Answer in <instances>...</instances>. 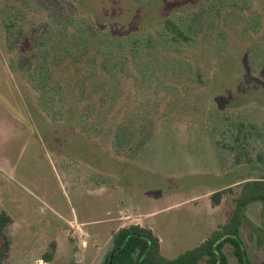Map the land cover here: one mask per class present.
<instances>
[{
	"label": "rangeland",
	"instance_id": "rangeland-1",
	"mask_svg": "<svg viewBox=\"0 0 264 264\" xmlns=\"http://www.w3.org/2000/svg\"><path fill=\"white\" fill-rule=\"evenodd\" d=\"M203 2L71 0L113 35L153 28ZM253 2V12L264 19V0ZM24 3L0 0V211L12 219L4 230L9 251L0 264H43L51 242L55 251L47 264H101L113 231L133 223L152 229L167 258L200 243L228 219L236 184L264 175V68L248 61L250 48L264 40V24L260 33H242L231 15L222 22L226 50L200 40L186 54L199 59L200 82L182 83L168 94L130 71L111 105H102L89 86L84 103L93 98L90 117L79 122L83 103L68 93L54 121L40 107L30 72L18 66V57H33V39L47 20L44 11ZM16 6L27 13L16 42L7 44L1 11ZM58 75L69 89L70 74ZM238 113L263 129L249 139L251 161L234 165L233 152L214 145L206 126ZM124 121L152 124L136 153L132 146H111L113 129ZM228 135L218 129L214 139L226 143ZM227 187L232 192L213 205L210 195ZM245 215L239 237L255 264L264 260L261 205L250 204ZM223 252L227 264H238L231 246Z\"/></svg>",
	"mask_w": 264,
	"mask_h": 264
},
{
	"label": "trees",
	"instance_id": "trees-1",
	"mask_svg": "<svg viewBox=\"0 0 264 264\" xmlns=\"http://www.w3.org/2000/svg\"><path fill=\"white\" fill-rule=\"evenodd\" d=\"M24 1L25 6L32 3L35 12L39 9L44 11L47 20L40 25L41 29L33 39V57L31 60L25 56L18 57V66L30 72L28 75L40 92V107L54 121L59 119L68 93L77 102L83 103L79 122L90 117L93 110V102L90 101L93 98L84 103L85 91L89 86L90 92L97 96L102 105H111L120 93L123 77L130 71H134L142 82L153 84L156 89L168 94H174L176 91L173 90H177L182 83L200 82L202 71L199 59L186 56L200 40L207 41L220 51L226 50L227 35L222 22L227 16H234V24L243 26L242 33H260L264 24L263 15L253 12V0H204L195 9L169 14L153 28L113 35L71 0H22V3ZM26 13V9L18 6L1 11L7 44L16 42L20 35V23ZM248 61L253 66L264 68V40L250 48ZM61 71L70 74V81L67 82L71 83L69 89L59 79L58 73ZM238 117H241L239 113L225 114L220 124L208 123L206 126L214 145L233 152L234 165L251 161L248 156L249 139L263 129L257 128L246 117V122ZM132 124L124 121L113 129V148L122 151L132 146L130 149L136 153L151 136L152 124L144 123L143 127ZM218 129L229 134V141H215ZM138 131L141 135L132 143ZM236 185L228 219L192 248L174 258H167L162 254L159 238L152 229L133 223L113 231L111 248L101 264H227L223 252L225 245L232 247L238 264H252L246 256L239 233L250 204L259 203L264 217V175ZM225 192H232L231 187L213 192L210 195L211 203L219 204ZM11 222V217L1 210L0 260L9 251L4 230ZM54 251L55 242H51L40 258L43 264L53 259ZM255 264H264V260Z\"/></svg>",
	"mask_w": 264,
	"mask_h": 264
},
{
	"label": "crops",
	"instance_id": "crops-1",
	"mask_svg": "<svg viewBox=\"0 0 264 264\" xmlns=\"http://www.w3.org/2000/svg\"><path fill=\"white\" fill-rule=\"evenodd\" d=\"M158 237V236H157ZM159 238V237H158ZM159 241H160V239H159ZM160 245H161V241H160ZM160 249H161V247H160Z\"/></svg>",
	"mask_w": 264,
	"mask_h": 264
}]
</instances>
